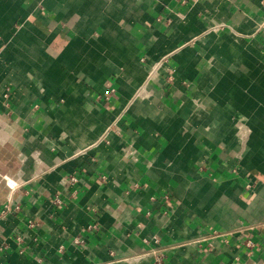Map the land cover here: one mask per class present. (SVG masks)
Segmentation results:
<instances>
[{
  "label": "crops",
  "instance_id": "crops-1",
  "mask_svg": "<svg viewBox=\"0 0 264 264\" xmlns=\"http://www.w3.org/2000/svg\"><path fill=\"white\" fill-rule=\"evenodd\" d=\"M262 24L261 0H0V264H264Z\"/></svg>",
  "mask_w": 264,
  "mask_h": 264
},
{
  "label": "built area",
  "instance_id": "built-area-1",
  "mask_svg": "<svg viewBox=\"0 0 264 264\" xmlns=\"http://www.w3.org/2000/svg\"><path fill=\"white\" fill-rule=\"evenodd\" d=\"M261 4H262V7L264 9V0H261ZM260 28L261 29H264V24H262ZM168 78H169V80H172V76H168ZM114 91H115V89H109V91L105 95V98L106 99H109L110 96L114 93ZM71 181L72 182H75L76 181V178L72 177L71 178ZM56 202L57 203H61V200L58 199V198H56ZM19 208H20L19 205H15L13 207L11 203L10 204L9 203L8 204H5L3 206V208H2V210L0 211V214H1L0 216H3V217L4 216H7L12 211H14L16 209H19ZM34 225H35L34 221H32V220L29 221V226L30 227H32ZM94 227L95 226H90L89 228H94ZM152 239H153V242H155V243H158V241H159V239L156 236H154ZM75 241L78 242V243L83 242V240L80 239V238H76ZM148 241H150V240H148ZM247 244L250 245V246H253V242L252 241L247 242ZM150 253L153 255V263L152 264H169V262L167 261L165 255L156 246L151 247Z\"/></svg>",
  "mask_w": 264,
  "mask_h": 264
}]
</instances>
